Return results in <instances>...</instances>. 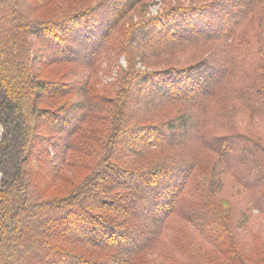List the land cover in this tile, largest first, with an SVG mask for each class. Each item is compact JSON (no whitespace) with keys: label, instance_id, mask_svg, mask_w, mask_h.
<instances>
[{"label":"trees","instance_id":"trees-1","mask_svg":"<svg viewBox=\"0 0 264 264\" xmlns=\"http://www.w3.org/2000/svg\"><path fill=\"white\" fill-rule=\"evenodd\" d=\"M148 1L0 0V264H264V0Z\"/></svg>","mask_w":264,"mask_h":264},{"label":"rangeland","instance_id":"rangeland-1","mask_svg":"<svg viewBox=\"0 0 264 264\" xmlns=\"http://www.w3.org/2000/svg\"><path fill=\"white\" fill-rule=\"evenodd\" d=\"M122 0H112V5H113V7L114 8H118L119 6H120V2H121ZM167 1V0H166ZM168 1H174V0H168ZM164 2H165V0H149L148 1V5H147V9H148V13L149 14H156L161 8H162V5L164 4ZM39 15V14H38ZM237 16V13L236 14H234V12L232 13V12H229L228 13V15H227V21H226V23H225V27H227L228 25H229V23L231 22V20H233L234 19V17H236ZM2 28V27H1ZM88 46V45H87ZM86 45H83V46H78V48H76L75 49V51L72 53L73 55L74 54H89V53H91V50H90V48L89 47H87ZM118 62L122 65V66H124L125 65V61H124V57L123 56H121L120 58H119V60H118ZM216 63V60L211 64L212 66H211V70H209L208 71V75H216L217 73H218V70H216V68H217V65L215 64ZM116 69V68H115ZM60 71V70H59ZM55 72H58V69H54V68H48V69H43L42 70V73L40 74V79H52V78H54V76L56 75V73ZM114 72L115 71H113V75H114ZM110 74L112 75V70H111V72H110ZM110 75V76H111ZM111 80V78H108V77H105V78H103V81H110ZM204 86V85H203ZM202 91V88L201 89H199L198 91H195V92H190L189 93V96H190V98H194L196 95H198L200 92ZM146 92L145 91H143L142 93H139V97H141V98H144V99H147V97H149L147 94H145ZM153 94H159V93H161V91H153L152 92ZM69 114V116H71L72 118H74V116H75V112H74V110H70L69 112H68ZM189 115L190 114H187V116H188V118H189ZM191 124H193V120H189V125H191ZM188 132H190V131H188ZM188 136H190V133H187V137ZM161 137V136H160ZM124 143H126L127 144V142H131V139L130 138H126V139H124ZM121 142H123V139H120V142H119V144L121 143ZM121 145V144H120ZM120 148V147H119ZM121 149V148H120ZM119 149V150H120ZM119 152V151H118ZM233 155V154H232ZM182 166V164H177L176 165V167H177V169H179V167H181ZM176 169V170H177ZM138 183V182H137ZM63 188L62 187H59V188H57V189H55V191H53L52 193H54V194H63ZM239 196V195H238ZM136 220H134L133 222H134V224L128 229V231L129 232H132V233H135V234H137V231H138V228H140V226H141V224H146L147 223V218L150 216V214L149 213H147V212H145V211H142V210H140V209H138V210H136ZM143 236H144V233H138V235L136 236V238H134L132 241H130V243H128V244H125L124 245V247L125 248H127V247H129V246H131V245H136V244H138V243H140L141 241H142V239H143ZM48 259H44L43 261H47Z\"/></svg>","mask_w":264,"mask_h":264}]
</instances>
